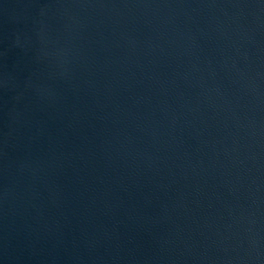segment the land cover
Returning a JSON list of instances; mask_svg holds the SVG:
<instances>
[{
    "label": "water",
    "instance_id": "1",
    "mask_svg": "<svg viewBox=\"0 0 264 264\" xmlns=\"http://www.w3.org/2000/svg\"><path fill=\"white\" fill-rule=\"evenodd\" d=\"M0 264H264V0H0Z\"/></svg>",
    "mask_w": 264,
    "mask_h": 264
}]
</instances>
